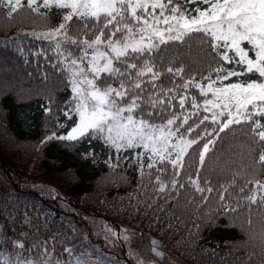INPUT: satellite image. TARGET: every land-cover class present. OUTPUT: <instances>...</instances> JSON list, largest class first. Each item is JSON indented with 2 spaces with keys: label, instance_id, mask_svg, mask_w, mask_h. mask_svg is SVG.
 I'll use <instances>...</instances> for the list:
<instances>
[{
  "label": "trees",
  "instance_id": "16d2710c",
  "mask_svg": "<svg viewBox=\"0 0 264 264\" xmlns=\"http://www.w3.org/2000/svg\"><path fill=\"white\" fill-rule=\"evenodd\" d=\"M5 13L0 11V130H7L14 143L10 150L6 137L0 134V188L9 192L0 195V253L16 248L23 256L44 264L45 251L58 255L75 239L70 225L75 215L61 209L55 198L24 186L29 179L45 177L56 183L62 198L78 210L114 222L136 219L135 227L147 224L187 264H264V205H249L241 198L255 190L252 184L240 194L248 181L264 182V166L259 163L264 145L249 128L233 126L206 155L199 186L211 187L212 192H199L189 183V177L197 179L199 148L189 150L178 178L185 187L172 188L169 165L161 176L166 184L161 192L156 183L159 173L147 167V157L143 174L135 163L141 148L117 153L102 139L48 140L53 134L66 136L74 124V115L71 119L65 115L72 107L65 57L80 53L67 43L58 52L54 43L30 34L57 25L61 10L53 8L48 19L27 7L12 18ZM70 36L83 39L75 25ZM154 55L164 69L184 67L185 78L207 75L209 66L197 34L178 46L175 42L161 45ZM164 83L168 85L167 80ZM191 91L202 103L198 91ZM233 180L235 185L228 187ZM225 187L228 193L221 202ZM132 201L146 207L135 210ZM223 204L236 211L225 212Z\"/></svg>",
  "mask_w": 264,
  "mask_h": 264
},
{
  "label": "snow or ice",
  "instance_id": "6c2138e0",
  "mask_svg": "<svg viewBox=\"0 0 264 264\" xmlns=\"http://www.w3.org/2000/svg\"><path fill=\"white\" fill-rule=\"evenodd\" d=\"M25 7L44 19L53 8L61 10L57 25L30 34L54 43L58 52L67 43L80 53L65 57L73 93L65 115L75 114L78 122L66 136L48 140L102 139L117 153L141 148L135 163L143 174L147 157V167L159 173L161 192L169 165L172 188L185 187L178 178L189 150L197 148V179L189 177V183L212 192L199 186V172L221 134L233 126L249 128L264 145V0H0V11L9 18ZM74 25L83 39L70 36ZM193 34L205 53L207 75L185 78L184 67L157 64L154 54L161 45L178 46ZM259 163L264 166V149ZM249 184L255 190L241 198L264 205V182L248 181L240 194ZM223 209L236 211L229 204Z\"/></svg>",
  "mask_w": 264,
  "mask_h": 264
},
{
  "label": "rangeland",
  "instance_id": "374dc122",
  "mask_svg": "<svg viewBox=\"0 0 264 264\" xmlns=\"http://www.w3.org/2000/svg\"><path fill=\"white\" fill-rule=\"evenodd\" d=\"M73 115V123L78 122V117ZM74 126L75 123L67 133ZM0 134L6 137L7 147L11 150L9 146L14 142L10 133L1 129ZM24 186L43 196L55 198L61 209L75 215V222L70 224L75 239L65 244L58 255L45 251L42 259L44 264H187L156 233L150 231L147 224L135 227L138 223L136 219L134 222H114L98 214L78 210L62 198L60 187L45 177L29 179ZM8 193V189L0 188V195ZM132 206L135 210L146 207L144 203L139 206L134 201ZM149 211L152 209L149 208ZM0 257L1 261L8 264H38L37 258L23 256L16 248L1 252Z\"/></svg>",
  "mask_w": 264,
  "mask_h": 264
}]
</instances>
